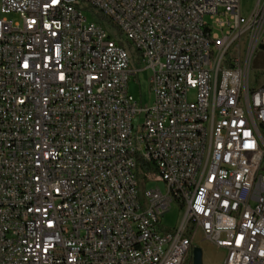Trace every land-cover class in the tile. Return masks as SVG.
<instances>
[{
    "label": "built area",
    "instance_id": "2783aa9c",
    "mask_svg": "<svg viewBox=\"0 0 264 264\" xmlns=\"http://www.w3.org/2000/svg\"><path fill=\"white\" fill-rule=\"evenodd\" d=\"M0 4V264H188L199 232L223 264H264V0ZM86 10L138 51L150 106Z\"/></svg>",
    "mask_w": 264,
    "mask_h": 264
},
{
    "label": "rangeland",
    "instance_id": "374dc122",
    "mask_svg": "<svg viewBox=\"0 0 264 264\" xmlns=\"http://www.w3.org/2000/svg\"><path fill=\"white\" fill-rule=\"evenodd\" d=\"M243 10L246 14L250 13L254 7L256 0H241ZM1 8V4H0ZM85 16L89 22H98L97 12L86 10ZM5 18L0 10V19ZM9 20H17L15 16L7 17ZM99 23V22H98ZM104 28L117 40L120 37L117 36L115 29L112 28L107 22L102 23ZM262 50V47L258 48ZM130 69L132 71H140L138 76L132 75L129 81V94L133 97L135 102L138 103V107L146 108L153 103L152 86H151V72L146 70V64L140 58L136 49L130 52ZM251 86L254 89L264 88V72L255 70L253 68L251 73ZM142 185V184H141ZM159 187L163 192L166 190L165 183H150L147 189H156ZM183 209L181 206L174 202L171 210L165 215L161 221L162 228L166 230H176L183 220ZM200 248L203 251V264H223L225 259V252L218 249L212 242L207 240L204 235L199 232L194 239V248ZM189 264V263H188Z\"/></svg>",
    "mask_w": 264,
    "mask_h": 264
},
{
    "label": "trees",
    "instance_id": "16d2710c",
    "mask_svg": "<svg viewBox=\"0 0 264 264\" xmlns=\"http://www.w3.org/2000/svg\"><path fill=\"white\" fill-rule=\"evenodd\" d=\"M96 14H97V16H98V19H97V20H98V22H99L100 24H102V23H104V22H107L109 25L112 26L113 29H115L117 36L120 37V40H119L120 45H121L122 47H124V48L129 52V54H130V52H131L132 50H134V47H133V45L131 44V42H129L128 40H125V39L122 38L121 33L119 32V30H118L116 27H114V26L112 25V23L110 22V20H108L106 17H104L102 14H100V13H98V12H97ZM136 52H138V51L136 50ZM138 54H139V53H138ZM150 166H151L150 163H146V162L144 163V161H143L142 159H140V158H139L138 161H137V167H138L139 169H142V170H143V168H144L146 172L149 171Z\"/></svg>",
    "mask_w": 264,
    "mask_h": 264
},
{
    "label": "crops",
    "instance_id": "0c3cea01",
    "mask_svg": "<svg viewBox=\"0 0 264 264\" xmlns=\"http://www.w3.org/2000/svg\"><path fill=\"white\" fill-rule=\"evenodd\" d=\"M260 47L262 50H257L252 66L255 70L264 72V37Z\"/></svg>",
    "mask_w": 264,
    "mask_h": 264
},
{
    "label": "water",
    "instance_id": "95a60500",
    "mask_svg": "<svg viewBox=\"0 0 264 264\" xmlns=\"http://www.w3.org/2000/svg\"><path fill=\"white\" fill-rule=\"evenodd\" d=\"M193 264H203V251L198 247L193 250Z\"/></svg>",
    "mask_w": 264,
    "mask_h": 264
},
{
    "label": "flooded vegetation",
    "instance_id": "af4514ba",
    "mask_svg": "<svg viewBox=\"0 0 264 264\" xmlns=\"http://www.w3.org/2000/svg\"><path fill=\"white\" fill-rule=\"evenodd\" d=\"M189 263H190V264H193V256H192V258L189 260Z\"/></svg>",
    "mask_w": 264,
    "mask_h": 264
}]
</instances>
